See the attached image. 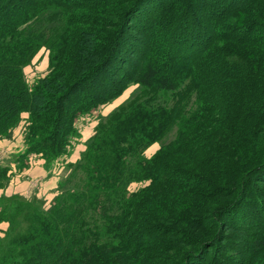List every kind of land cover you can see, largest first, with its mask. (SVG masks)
I'll return each mask as SVG.
<instances>
[{"label":"trees","instance_id":"trees-1","mask_svg":"<svg viewBox=\"0 0 264 264\" xmlns=\"http://www.w3.org/2000/svg\"><path fill=\"white\" fill-rule=\"evenodd\" d=\"M131 85L49 208L0 211V264H264V0H0V137L29 113L20 160L67 155L78 117Z\"/></svg>","mask_w":264,"mask_h":264},{"label":"rangeland","instance_id":"rangeland-1","mask_svg":"<svg viewBox=\"0 0 264 264\" xmlns=\"http://www.w3.org/2000/svg\"><path fill=\"white\" fill-rule=\"evenodd\" d=\"M50 72H51V51L49 47H46L44 45L41 47L37 55L32 59L31 63L24 67V78L26 79V82L31 89L39 79L45 78L46 76L49 75ZM139 90H140L139 85H131L127 90L124 91V93L120 97L116 98L109 104L94 109L89 113L83 114L82 116H79L76 121L78 134L76 135V137L72 142V147L70 152L67 153L68 158L72 155V153L75 150V148L73 147V143L75 141H85L86 143V140L94 134V132H92V128H95L97 126V124L102 119V117H106L116 106L125 102L133 94H137ZM157 102L171 106L174 103L173 94L171 92L159 93ZM29 123H30L29 113L23 112L19 123L10 130L9 134L0 137V158H8V157L11 158V156L17 158L18 156L22 155V153L11 152L10 150L11 148L22 149L24 148V146L27 148L26 134L28 131ZM12 132H15L17 134L16 138H19L18 140H16V138L14 139L13 134H11ZM173 134L174 132H171L170 135L168 136V139L172 138ZM15 143H17L18 145H15ZM161 145H162L161 142L153 143L145 150V155L148 157L152 156L160 149ZM31 155H38L44 159V157L36 153H33ZM29 158L30 155L27 158H23L22 160H20L19 163L24 162L27 166L29 165L28 163ZM45 161H46V166H49L54 162V161L49 162L47 160ZM71 170L72 169L68 164L67 171L65 175L62 176L61 180L66 178L67 175L71 172ZM9 181L10 178H8L6 182L4 181L3 185L0 186V211L6 209L8 212H13L14 203L18 201L25 202L30 200H37L39 201V204L43 208H49L50 205H52L55 201L57 194L55 195L54 198L49 199L47 197L36 195V193L30 189H27L26 192L11 191V189L8 187L10 186ZM41 181H42V177L35 178L32 182V187L34 188L39 187ZM142 186H145L142 182H133L129 185L128 189L130 191H135ZM158 208L159 206L156 209ZM154 212L157 213L156 210ZM14 231L15 229H13L10 220L0 219V254L2 253V250H7L9 245H12L13 237L15 234ZM115 252L121 253L125 251H115Z\"/></svg>","mask_w":264,"mask_h":264},{"label":"crops","instance_id":"crops-1","mask_svg":"<svg viewBox=\"0 0 264 264\" xmlns=\"http://www.w3.org/2000/svg\"><path fill=\"white\" fill-rule=\"evenodd\" d=\"M92 132H95V128H92ZM11 134H13L15 139L17 134L15 132H12ZM18 139L19 138H16V140ZM15 145L18 144L15 143ZM73 147L75 150L69 158L67 155H64L49 166H46L45 159L38 155H30L28 162L29 165L23 168H20L18 165V157L15 158L11 156V158H5L4 161L11 166L10 186L8 187L11 191L15 192H26L27 189H30L35 192L36 195L47 197L49 199L54 198L55 195L59 193V183L62 176L65 175L67 171L68 164L76 162L85 150V141H75ZM15 149L16 148H11L10 151L23 153L26 147L24 146L22 149ZM38 177H42V181L39 187L34 188L32 187V182Z\"/></svg>","mask_w":264,"mask_h":264}]
</instances>
